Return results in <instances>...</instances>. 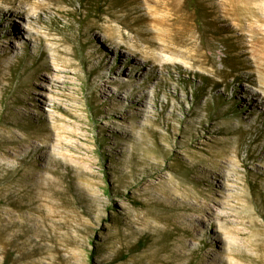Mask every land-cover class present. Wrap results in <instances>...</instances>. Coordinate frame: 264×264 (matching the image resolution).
<instances>
[{
  "label": "rangeland",
  "instance_id": "1",
  "mask_svg": "<svg viewBox=\"0 0 264 264\" xmlns=\"http://www.w3.org/2000/svg\"><path fill=\"white\" fill-rule=\"evenodd\" d=\"M0 264H264V0H0Z\"/></svg>",
  "mask_w": 264,
  "mask_h": 264
},
{
  "label": "bare ground",
  "instance_id": "2",
  "mask_svg": "<svg viewBox=\"0 0 264 264\" xmlns=\"http://www.w3.org/2000/svg\"><path fill=\"white\" fill-rule=\"evenodd\" d=\"M12 28H11V33L12 34H14V35H19V30L16 28V27H14V26H11ZM26 28H28L29 27V24H27L26 26H25ZM25 29V28H24ZM37 33V32H36ZM109 47V46H108ZM226 214V213H225ZM220 220V219H219Z\"/></svg>",
  "mask_w": 264,
  "mask_h": 264
},
{
  "label": "trees",
  "instance_id": "3",
  "mask_svg": "<svg viewBox=\"0 0 264 264\" xmlns=\"http://www.w3.org/2000/svg\"><path fill=\"white\" fill-rule=\"evenodd\" d=\"M138 247H139V246H138ZM91 258H92V257H91ZM125 259H126L125 257L122 258V260H125Z\"/></svg>",
  "mask_w": 264,
  "mask_h": 264
}]
</instances>
